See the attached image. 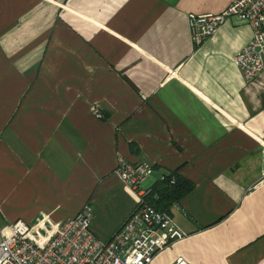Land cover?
<instances>
[{
	"label": "crops",
	"instance_id": "obj_1",
	"mask_svg": "<svg viewBox=\"0 0 264 264\" xmlns=\"http://www.w3.org/2000/svg\"><path fill=\"white\" fill-rule=\"evenodd\" d=\"M232 1L0 0V234L87 205L109 240L137 201L122 159L151 166L142 191L193 187L168 211L185 237L151 264H264V70L234 64L246 23L195 46L187 20Z\"/></svg>",
	"mask_w": 264,
	"mask_h": 264
},
{
	"label": "built area",
	"instance_id": "obj_2",
	"mask_svg": "<svg viewBox=\"0 0 264 264\" xmlns=\"http://www.w3.org/2000/svg\"><path fill=\"white\" fill-rule=\"evenodd\" d=\"M229 17L251 29V39L234 57L242 79L250 82L264 70V0H234L218 14H188L191 41L198 46L213 38ZM90 111L95 119H102L97 107ZM151 172L147 163L131 165L118 160L113 174L137 201L109 240L101 241L90 232L91 210L85 205L74 217L48 228L42 222L11 223L0 234V264H151L158 253L186 235L168 213L145 202L149 190L139 186Z\"/></svg>",
	"mask_w": 264,
	"mask_h": 264
},
{
	"label": "trees",
	"instance_id": "obj_3",
	"mask_svg": "<svg viewBox=\"0 0 264 264\" xmlns=\"http://www.w3.org/2000/svg\"><path fill=\"white\" fill-rule=\"evenodd\" d=\"M192 188L188 181L171 173L151 187L145 202L159 212L168 213L169 208L188 195Z\"/></svg>",
	"mask_w": 264,
	"mask_h": 264
},
{
	"label": "rangeland",
	"instance_id": "obj_4",
	"mask_svg": "<svg viewBox=\"0 0 264 264\" xmlns=\"http://www.w3.org/2000/svg\"><path fill=\"white\" fill-rule=\"evenodd\" d=\"M146 185V184H145ZM144 186V185H143Z\"/></svg>",
	"mask_w": 264,
	"mask_h": 264
}]
</instances>
